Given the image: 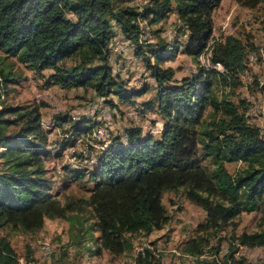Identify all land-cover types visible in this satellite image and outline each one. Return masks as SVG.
Returning a JSON list of instances; mask_svg holds the SVG:
<instances>
[{"label":"trees","instance_id":"trees-1","mask_svg":"<svg viewBox=\"0 0 264 264\" xmlns=\"http://www.w3.org/2000/svg\"><path fill=\"white\" fill-rule=\"evenodd\" d=\"M220 1L149 0V5L139 11L123 5L124 0H0V51L35 72L52 69L50 82L63 88L91 84L100 96L113 94L122 102H132L147 87L128 89L113 75L109 44L116 36V27L124 42L137 49L136 55L148 54L143 60L157 84V93L153 101L146 102V108L157 105L161 118L166 120L160 137L143 134L141 127H130L125 143L114 140L107 145L89 175L95 185L83 201L92 210L100 248L114 255L131 248L132 234H150L166 224L168 216L161 203L165 191L181 189L187 200L202 208L209 227L264 205V138L255 126L245 122L242 109L239 111L227 99L215 98L210 90L213 78L223 84L227 76L199 68L196 75L169 86L166 83L173 69L160 64L171 60L180 47L147 43V53L142 51L140 37L149 29L146 25L141 28L140 23L154 24L173 12L186 34L181 52L196 57L211 36L210 15ZM242 50L241 41L229 34L214 43L210 59L232 79L241 69ZM70 58L77 61L66 65ZM14 82L10 71L0 67V86ZM206 106L216 117L199 129ZM17 110L0 109V148L5 149L1 158L8 165L7 170H0V228L11 224L33 231L43 226L45 218H65L70 211L78 213L81 207L80 203H61L53 197L48 181L42 177L48 139L38 107L20 113L16 119L7 117ZM19 121L22 125L14 134L3 132ZM73 124V133L68 137L71 142L92 131L88 123ZM197 150L210 159V171L199 165ZM233 161L244 166L230 173L224 164ZM74 175L81 178L83 172L74 171ZM236 241L239 245L264 247V230L241 233ZM197 247L190 242L187 251L200 256ZM145 250L143 256L138 255V264H151L152 251ZM196 260L197 264H208ZM0 264H19L13 248L1 237Z\"/></svg>","mask_w":264,"mask_h":264},{"label":"rangeland","instance_id":"rangeland-1","mask_svg":"<svg viewBox=\"0 0 264 264\" xmlns=\"http://www.w3.org/2000/svg\"><path fill=\"white\" fill-rule=\"evenodd\" d=\"M122 4L142 11L149 5V0H124ZM210 16L212 31L200 53L203 57L210 58L214 43L229 34L237 37L243 46L241 69L232 79L223 70L226 82L222 84L213 78L210 90L215 98L227 99L238 106L239 111L242 109L245 122L255 126L264 138V0H221ZM145 25L149 30L140 37L143 53H147V43L180 47L171 60L160 64L173 69L167 85L180 84L183 79L196 75L199 68L207 70L200 65L197 56L192 58L181 52L186 34L173 12L157 23H140V26ZM115 30L116 36L109 44L113 75L128 89L147 87L146 92L133 98L132 102H122L113 94L100 96L91 84L63 88L50 82L52 69L35 72L29 65L0 51V67L10 71L11 78L16 81L1 88L4 98L0 100V109L17 107L19 110L7 116L16 119L20 113L38 107L41 126L48 139V153L42 158V177L48 181L53 197L61 203H80L81 207L78 213L70 211L65 218H45L38 230L26 231L6 224L0 228V237L13 248L19 264H138L140 249L152 251L151 264H197V260L191 258L194 255L187 251L190 242L198 246L200 259L208 264H264L263 246L239 245L236 241L241 233L264 230V205L259 204L251 212H240L231 220L209 227L202 208L187 200L181 189L163 192L161 203L168 221L161 229L150 234H132L131 248L120 255L100 248L92 210L83 202L95 185L89 175L98 156L114 140L125 143L128 128L141 127L142 133L147 134L154 127L161 129L166 121L161 118L157 105L149 110L146 108V102L153 101L157 93V84L143 60L148 54L136 55L137 49L130 47L129 42L124 45L126 40L120 36L117 27ZM76 61V58H70L65 64L72 65ZM150 61L153 63L154 59L150 58ZM209 77L216 76L210 74ZM214 116L211 108L206 106L198 128H206ZM63 118L71 120L62 121ZM103 121L108 124L104 138L91 139L90 132L72 138L73 142L68 138L73 133V123H88L95 130ZM19 125L22 121L8 125L3 132L12 135ZM153 136L159 138L160 133H153ZM3 150L0 148V170H7L6 159L1 158ZM197 155L199 165L210 171L213 167L210 159L202 157L200 150ZM224 166L233 173L244 163L233 161ZM74 171L83 172V176L77 178ZM44 244L48 246L46 253Z\"/></svg>","mask_w":264,"mask_h":264},{"label":"built area","instance_id":"built-area-1","mask_svg":"<svg viewBox=\"0 0 264 264\" xmlns=\"http://www.w3.org/2000/svg\"><path fill=\"white\" fill-rule=\"evenodd\" d=\"M141 28L144 29L143 26H141ZM124 45H126L127 43L124 42L123 43ZM124 48V47H123ZM201 53V52H200ZM198 54L197 57H198V60L200 62V65L203 66L205 69L209 70V69H214L215 71L219 72V73H222L223 72V68L222 66L218 63V62H212L211 59L207 56L203 57L202 54ZM2 87L0 86V100H3L4 98V93L1 89ZM108 124L106 121H103L102 122V125L99 124L97 126V128L95 130H92L90 132V135H88L91 139L92 138H104L105 135H106V128H107ZM162 126V125H161ZM161 129L158 128V127H154L153 129H150L149 130V133L153 134V133H160ZM81 137H79L80 139ZM43 249L45 250L44 252L46 253V251H48V246L46 244L43 245ZM140 254L143 256L144 253H145V249H140ZM194 260L196 259H200V256H196L194 255L193 257Z\"/></svg>","mask_w":264,"mask_h":264},{"label":"bare ground","instance_id":"bare-ground-1","mask_svg":"<svg viewBox=\"0 0 264 264\" xmlns=\"http://www.w3.org/2000/svg\"><path fill=\"white\" fill-rule=\"evenodd\" d=\"M77 141V140H76Z\"/></svg>","mask_w":264,"mask_h":264},{"label":"crops","instance_id":"crops-1","mask_svg":"<svg viewBox=\"0 0 264 264\" xmlns=\"http://www.w3.org/2000/svg\"><path fill=\"white\" fill-rule=\"evenodd\" d=\"M121 36V35H120Z\"/></svg>","mask_w":264,"mask_h":264}]
</instances>
